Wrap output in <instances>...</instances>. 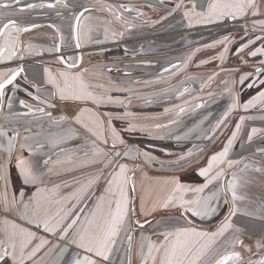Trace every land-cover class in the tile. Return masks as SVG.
<instances>
[{
	"label": "crops",
	"instance_id": "obj_1",
	"mask_svg": "<svg viewBox=\"0 0 264 264\" xmlns=\"http://www.w3.org/2000/svg\"><path fill=\"white\" fill-rule=\"evenodd\" d=\"M4 2L10 3L12 0H4ZM178 2L180 0L102 1L103 4L134 5L139 12L144 13L143 16H138L137 12L123 13L129 19L137 17L133 20L135 26L129 30L133 31L136 37L135 41L134 39L130 41V44L135 43V52L131 53L130 57H127L129 53L126 51L128 48L126 44L128 42L125 40L128 30L107 11L97 10L100 7L101 0H61L59 4H56V0H21L20 6L14 5L13 9H0V16L8 13V18L14 19L21 27H29L32 24L38 25L31 31L22 33L20 37L24 46L29 43L33 45L32 53L25 52L22 60L17 58L10 62L0 63V71L21 65L25 69L15 81L17 82L16 85H10L11 87L5 89V106L3 112H0V126L7 130L12 126L10 121L18 122L17 126L20 130L21 141L25 136H30L45 143L43 149L30 157L33 161L39 162L37 167L44 173L42 183L40 185H27L24 183L19 170L16 168V157L20 155L25 158L29 157L27 151L21 152L17 145V151L8 166L7 193L9 198L15 195L17 200H19V194L23 192L24 200L27 201L36 191V187L51 189L60 185L56 194L57 198L72 197V194L82 184L86 183L90 177L102 172L103 175L92 186L90 195L86 199L80 203H77L75 199H69L64 205L68 208L76 205L77 209L84 208L87 205L84 208V212L76 211L74 213L83 216L93 207L97 198L104 194L107 180L110 179L108 173L112 168H116V165L104 168L102 164L88 162L85 153L87 152L89 156L91 155V142L95 138L85 128L75 122V116L79 111L87 107L100 113L104 120L107 121L108 116L105 115L106 113L122 116L125 111L132 113V110L138 105L139 108H143L142 103L147 100L145 92H152V96H159L161 91H167V89L168 91L177 90L176 86H182L180 90L187 87L191 91L181 101L163 99V101L154 102V99L151 98V105L148 107L153 108L150 117H155L151 121L153 123L152 126L149 125L147 127L142 124L146 123L149 118L145 116L146 113H142L145 109L141 110L139 114L133 115L132 118L130 116V120L128 117L113 119L112 126L124 140V144H118L116 149L111 148L110 140L107 145L99 141L96 142L98 147L105 149L109 153L113 151L123 152L129 146L128 138H130L129 133H131L132 136L143 139L144 143H146L145 140H151L152 144L159 148L161 146H170L166 149H161V151L158 150L160 152L167 150L168 159L174 160L172 163L170 162L163 166L153 161L149 164L144 163L146 160L142 155L136 159H131L129 162H123V159H121L123 155L117 158L118 164H127L130 169H134L129 175L133 177L136 187L134 193L130 191L133 206L137 211L136 219H139L141 223L151 221V224H145L143 229L133 224L135 231L133 233L132 264H139V259L136 255V245L142 234L151 235L153 240H157L159 237L152 235L157 227L163 228L165 225L177 222L184 223L183 220H177L182 210L175 207L167 209L157 207L155 211H151L148 215H140L141 199L144 200L146 209L150 210L157 199L163 196L170 187L167 181L173 177L178 178L185 185L198 186L203 184L205 180L199 176V169L207 165L211 155L222 150L231 133L235 131V126L239 123L242 116L245 118L244 123L229 153L230 159L239 160L240 163L229 170V175L225 179H231V173H236L239 183L237 193L243 197V200L237 202L240 211L232 218V222L241 229L240 239L243 241V245H238L236 251L241 253L242 264H245L248 258H252V260L260 258L262 253L257 251L256 244L258 241L264 242V219L260 218L261 215H264V153L257 151L264 148V109L260 105L249 108L247 111L242 106L238 107L230 113L226 124L216 130L215 135L212 134V129L216 122L221 119L231 102L226 89L230 88L238 95L241 105L258 95L260 91H264V85L260 83L261 80H264V73L257 74L255 72L257 67L264 68V64L260 63L261 60H264V56L252 57L249 55L250 51L264 47V30H261L259 25L255 23L256 21L264 20V15L253 17L249 14L243 18L235 20L225 19L209 24L193 22L189 26L184 12L191 8V0H183L186 7H181L180 9L176 8ZM196 2L198 5L197 10H200L199 5L202 0H196ZM49 3L56 4V7L48 8L46 5ZM28 4H43L45 7L26 9L23 12L18 10L19 7L26 8ZM82 6H88L93 11L90 14L85 13V16L91 15V20H83L82 18L81 46L77 48L73 36V24L75 14L82 10ZM72 18L71 37L68 36L66 30L68 31V21H71ZM104 18L111 21V24L108 25L110 31L107 39H105L103 26L98 31L92 32L91 39L84 36V24H97L99 20ZM4 22H7V20L0 19V26ZM50 25H55V27H50ZM57 28H60L58 29L59 31H57ZM177 30L180 32L176 35L175 31ZM52 31L57 33L56 39L52 37ZM112 32L117 34L113 37ZM120 33L123 34L120 35ZM149 34L153 36L144 37L149 36ZM61 36L64 38L63 43H61ZM225 37L228 38L227 41H225ZM257 37H261V39H257ZM250 40L255 41V43L249 44ZM220 41L224 42L217 43ZM57 45L60 46L59 52L54 51ZM100 45L105 47L103 48ZM207 45L215 46L206 47ZM242 45L248 46L244 48L243 52H239L238 50ZM225 47L228 49L226 53H224ZM116 50L120 51L121 54L117 55ZM193 53L191 60L188 61L187 57ZM221 53H224L223 61L218 58ZM61 58H63V62H61ZM128 59H130V63H128ZM73 61L76 62L77 66L69 70L67 65L73 63ZM186 61L187 67L184 68L183 65ZM202 61L207 62L201 63ZM129 64L135 65L136 68L130 67L128 69ZM174 64L181 67L172 69V72L164 71L165 68H172ZM45 68L53 75H58L61 71L79 73L87 69V72H84V79L92 85L101 84L106 88L113 89H133L132 93L115 90L110 93L113 97L126 101L131 96V103L127 104V107L114 104L97 106L90 101L86 103L72 99L61 100L58 95H51L55 93V89L46 82ZM244 74H248V78L241 84L240 77ZM132 75L136 82L129 84L128 78H131ZM213 75L214 79L208 83V77ZM225 81L228 83L226 84ZM148 84H150V87ZM202 84L205 85L203 88L201 87ZM249 84L254 86L249 87ZM37 88H39V92H37ZM94 90L99 91V89ZM36 95L50 99V102L55 107L50 108L46 104H38L36 100L32 99ZM9 97L12 99L11 109L7 108V99ZM20 100L31 104L33 108L44 107L56 119H59L60 116H65L67 119L61 123L54 124L47 117L41 119V114L39 113H36L35 116L14 115L28 111V109L21 107L19 104ZM185 101L188 102L185 103ZM135 103H137L136 106H133ZM197 104H203L204 106L196 108L195 105ZM177 105L183 106L187 111L177 115L179 111L176 107ZM155 108H160L161 110H154ZM165 108L172 111L165 113ZM187 115L188 119L182 121V118ZM137 120H141V122ZM173 120H176L177 123H171ZM130 124H135L137 127L130 129ZM157 124L167 125L168 127L156 129L155 125ZM253 127L261 131L253 137L251 142H248L247 136ZM25 128L30 130L25 131ZM141 128L145 130L142 131ZM69 130L74 133V138L68 139L59 147L53 148L43 139L49 135H65ZM8 134L12 135L13 133L9 131ZM177 136H180L181 139L177 140ZM206 136H212L214 141L208 143L209 139H206ZM198 138L205 140L204 147L192 144V140ZM181 140L185 143L182 146L176 142ZM131 144H134V142ZM131 146L130 148L133 150L138 148L141 152H147L151 156L160 158V155L150 149ZM201 147L204 149L203 153L200 152V155L194 153L193 156L187 157L184 161H179V164L177 163L181 155H186L189 150L193 152L194 149ZM60 148L67 149L68 153H61L58 157L57 153H59ZM68 154L72 156V163L66 162ZM4 155V153L0 152V158ZM48 156L51 157V161L48 165H44L42 161ZM57 159L61 163H55ZM245 165H248V167L245 168ZM50 168L51 171H49ZM257 168L261 169V171H256ZM116 170L118 171V168ZM190 173L196 175L197 181L188 182L182 180V177ZM13 174L19 180L20 187L17 190L12 184ZM216 187L215 183L210 185L203 195L210 194ZM129 189H131V185H129ZM3 190L4 185L0 182V192H3ZM191 196L192 194L189 193V198ZM244 212L250 213V215H244ZM227 214L228 206L221 203L217 212L210 218L192 217L190 213L187 215L198 229L214 231ZM4 218L16 220L17 223L23 224L30 230L34 227L18 220L15 211L6 212L3 210V206L0 205V220ZM38 230L43 234L42 228ZM40 236L48 239L45 235ZM48 240L50 241V239ZM64 242H61L60 245H63ZM53 244L46 245L41 251L44 249L48 251ZM244 246L252 248V252L245 251ZM117 247L119 250L111 257L113 264H127V256L124 250L126 245L118 244ZM76 251L74 247L70 246L64 260L70 261ZM38 257L34 259L39 261L37 260ZM41 258L42 256L40 260ZM0 264H11V261L5 258L4 261H0ZM29 264H32V262H29Z\"/></svg>",
	"mask_w": 264,
	"mask_h": 264
},
{
	"label": "snow or ice",
	"instance_id": "obj_2",
	"mask_svg": "<svg viewBox=\"0 0 264 264\" xmlns=\"http://www.w3.org/2000/svg\"><path fill=\"white\" fill-rule=\"evenodd\" d=\"M59 3H61V0H56V4ZM56 4L49 3L46 6L48 8H55ZM14 5L20 6L21 0H12L10 3L0 0V9H13ZM65 6L67 7V5ZM37 7H45V5L28 4L26 8L19 7L18 10L23 12L26 9ZM181 7H186L183 0H180L176 4L177 9ZM197 8L196 0H191V8L184 12L189 26L193 22L197 24H209L225 19L235 20L243 18L249 14L253 17L264 15V11H262L264 10V0H202L199 5L200 10H197ZM97 10L107 11L126 30H130L135 26L133 20L137 17L129 19L123 15L124 12H137L138 16L144 15L143 12H139L134 5L130 4L112 5L101 3ZM92 11V8L82 6V10L78 14H75L73 34L77 48L81 46L82 18L83 20H91V15L85 16V13L90 14ZM8 15V13H4L0 16V19L7 20V22H4L0 26V63L10 62L17 58L22 60L25 52L31 54L33 45L29 43L27 46H24L20 37L22 33L38 27L35 24L29 27H21L14 19H9ZM255 23L259 25L261 30H264V20L256 21ZM110 24L111 21L107 18L99 20L97 24H84V36L91 39L92 32L98 31L103 26L105 39H107L110 31L108 25ZM50 27H55V25H50ZM57 31L59 30L57 29ZM111 34L114 37L117 33L112 32ZM122 34L120 33V35ZM63 39V36H61V43H63ZM227 39L225 37V41ZM257 39H261V37H257ZM252 43H255V41L250 40L249 44ZM214 46L207 45L206 47ZM247 46L242 45L238 51L243 52ZM55 50L59 52L60 46L57 45ZM227 51L228 49L225 47L224 53ZM224 53H221L218 57L221 61L224 59ZM192 55L194 53L187 57L188 61L191 60ZM249 55L252 57L258 55L264 56V47L250 51ZM61 62H63V58H61ZM206 62L202 61L201 63ZM260 63L264 64V60H261ZM76 66V62L73 61V63L67 65V68L70 70ZM180 67V65L174 64L172 68H165L164 71L172 72V69ZM183 67H187V61ZM24 71L25 69L22 65L0 71V112H3L5 106V89L9 85H13L17 77ZM44 71L47 77L46 82L55 89V93L51 95H58L61 100L72 99L86 103L90 101L97 106L114 104L127 107V104L131 103V96L126 101L113 97L110 93L113 90L132 93L133 89H113L106 88L101 84L92 85L84 79V72H87V69L79 73L61 71L58 75H53L47 68ZM255 72L257 74L264 73V68L257 67ZM214 75L208 77V83L214 79ZM247 78L248 74L242 75L240 83L243 84ZM25 79L27 78L25 77ZM225 83L227 84L228 82L225 81ZM260 83L264 85V80H261ZM33 86L36 87L35 85ZM204 86L203 84L201 85L202 88ZM248 86L253 87L254 85L249 84ZM94 89H99V91H95ZM190 91L189 88L184 87L182 90L177 91L176 98L180 99ZM226 91L230 96L231 102L221 119L216 122L212 129L213 135H215L217 129L226 124L230 113L238 107L242 106L247 111L249 108L260 105L264 109V91H260L258 95L249 99L243 105L240 104L238 95L232 89L229 88ZM37 92H39V88H37ZM32 99L36 100L40 105L46 104L50 108L55 107L50 102V99L42 98L40 95L33 96ZM187 102L185 101V103ZM19 104L21 107L28 109V111L14 115L35 116L36 113H39L41 114V119L47 117L54 124L61 123L67 119L65 116H60L59 119H56L44 107L33 108L31 104H27L24 100H20ZM203 106V104L195 105L196 108ZM176 107L179 109L177 115L187 111L183 106L177 105ZM7 108H12V99L10 97L7 99ZM164 111L168 113L172 110L165 108ZM105 115L108 116L107 121L104 120L100 113L85 107L75 116V122L85 128L95 138L91 142V155L89 156L87 152L85 153L88 162L102 164L104 168H109V166L115 164L116 168H118V171L116 168H112L108 173L110 179L107 180L104 194L97 198L93 207L83 216L74 213L76 211L84 212V208L87 205L80 209H77L76 205H73L71 208L64 205L69 199H75L77 203L86 199L90 195L92 186L100 179L103 173L100 172L90 177L86 183L82 184L72 194V197L57 198V190L60 187V185H57L51 189L36 187V191L27 201L24 200L23 192H20L19 200H17L15 195L9 198L7 193L8 166L17 151V145L21 152L27 151L29 157L25 158L23 155L16 157V168L19 170L24 183L27 185H40L44 173L37 167L39 162L33 161L30 157L43 149L45 143L30 136H25L21 141L20 130L17 126L18 122L10 121L12 126L7 130L0 126V152L5 154L0 158V182L4 185L3 192H0V205L3 206V210L6 212L15 211L18 220L28 225H33L35 228H42L45 233L56 236L58 240L65 241L63 245H53L49 253H46L49 256L47 261H44L43 258L40 261H36L34 258L50 241L42 236L38 237L35 231L30 230L21 223H17L16 220L4 218L0 220V261L8 258L11 264H29V262H32V264H113L111 257L119 250L117 245L120 244L126 245L124 250L127 256V264H132L133 233L135 231L133 224L143 229L145 224L150 225L151 221L141 223L139 219H136L137 211L133 206V200L130 196V191L134 193L136 187L133 177L129 175L134 169H130L127 164H118L117 158L123 155L130 159H136L142 155L146 161L151 162L155 160V157L150 156L147 152H141L138 148L133 150L126 147L123 152L113 151L109 153L105 149L98 147L97 141L107 145L110 140L112 149H116L118 144H124V140L121 138L119 132L112 126V120L133 116L128 111H125L122 116L111 113H106ZM151 118L155 119V117ZM244 120L245 118L242 116L239 123L235 126V131L231 133L222 150L211 155L207 161V165L199 169V176L205 180L203 184L198 186L185 185L178 178L173 177L167 181L170 187L163 196L157 199L150 210L146 209L144 200L141 199L140 215H148L151 211H155L157 207L165 209L175 207L182 210L177 220H183L184 223L177 222L165 225L163 228L157 227L152 233V235L159 237L157 240H153L151 235L142 234L136 245V255L138 256L139 264H242L241 253L236 251L238 245H243V241L240 239L241 229L233 224L232 218L240 211L237 202L243 200V197L237 193L239 183L236 173H231V179L225 178L229 175V170L240 163L239 160L230 159L229 153L237 140ZM171 123L175 124L177 121L173 120ZM129 127L131 129L137 127V125L130 124ZM155 127L159 129L168 126L157 124ZM24 130L29 131L30 129L25 128ZM141 130L145 129L141 128ZM9 131L13 134L9 135ZM260 131V129L253 127L247 136L248 142H251L253 137ZM72 138H74V133L69 130L65 135H49L43 139L49 146L55 148ZM205 138L212 139V136H206ZM176 139L179 140L181 137L177 136ZM199 151L203 153L204 149H199ZM257 151L264 153V148ZM61 153L67 154L68 150L60 148L57 156L59 157ZM193 155L192 150H189L186 155H181L178 158L177 163L179 164V161H184L187 157ZM50 161L51 157L48 156L43 159L42 163L48 165ZM66 162L72 163V156L70 154L67 155ZM55 163H61V161L57 159ZM244 167L247 168L248 165ZM49 171H51V168ZM256 171H261V169L257 168ZM214 183L217 187L210 194L203 195L205 190ZM129 185H131V189H129ZM189 193L192 194L191 198H189ZM221 203L228 206V214L224 216L214 231L198 229L193 225L192 220L188 218V213L192 217H199L201 219L205 217L210 218L217 212ZM243 214L250 215L247 212ZM260 218L264 219V215H261ZM228 233L231 234L226 235ZM70 246L74 247L77 251L72 255L70 261H65L64 257L69 252ZM244 247L245 251L252 252V248ZM256 249L262 253L260 258L257 260L249 259L246 264H264V242L258 241Z\"/></svg>",
	"mask_w": 264,
	"mask_h": 264
},
{
	"label": "rangeland",
	"instance_id": "obj_3",
	"mask_svg": "<svg viewBox=\"0 0 264 264\" xmlns=\"http://www.w3.org/2000/svg\"><path fill=\"white\" fill-rule=\"evenodd\" d=\"M102 1L103 0H101V3H102ZM133 2L135 1V0H132ZM69 23H68V31L66 30V32H67V34H68V36H71L72 37V34H71V25H72V22H73V18H72V20L71 21H68ZM57 29H60V28H57ZM215 29V28H214ZM125 30V29H124ZM126 31V30H125ZM124 31V32H125ZM53 33H52V37H54V39H56V37H57V33L56 32H54V31H52ZM180 31L179 30H177V31H175V34L177 35L178 33H179ZM167 35V34H166ZM126 41L128 42L127 44H126V46L128 47L127 48V53H129L128 54V56L127 57H130L131 56V53H134L135 52V43H131L130 44V41L132 40V39H134V41H135V39H136V37H135V34L133 33V31H127V34H126ZM153 35L152 34H149V36H144V37H152ZM98 46V45H97ZM101 47H105L104 45H100ZM54 51H56V50H54ZM130 61V59H128V63H130L129 62ZM130 67L131 68H136V66L135 65H130L129 64V66H128V69H130ZM162 78V77H161ZM166 80V79H165ZM134 81L136 82V80H135V78L133 77V75H132V77L131 78H128V83L129 84H134ZM160 81H163V80H160ZM15 84H13V85H16V83L17 82H14ZM151 84V83H150ZM150 84H148V86L150 87ZM12 86V85H11ZM11 86H9V87H11ZM177 88V90H172V91H168V89H167V91H161V93L159 92V96H157V95H154V96H152V92H145V98H147V100L146 101H144L142 104H143V108H139V105L138 106H136V104L137 103H135L133 106H136L135 107V109H133L132 111V114L133 115H137V114H139V112H141V110H144L142 113H146L145 114V116H147V117H149L147 120H146V123H142L144 126H152V118L150 117V115H151V112H153V111H151V110H153V108H150V107H148V106H150L151 105V98L152 99H154V102L155 101H163V99L164 100H183V99H185L188 95H189V93H186L185 94V96L184 97H181L180 99H177L176 97H177V91L178 90H180L181 89V87L180 86H176ZM166 88V87H165ZM8 89V88H7ZM134 98H137V97H134ZM138 99V98H137ZM193 99V98H192ZM140 100V99H139ZM213 103V102H212ZM160 108H158V109H154V110H159ZM161 110V109H160ZM129 118V120H130V117H128ZM131 118H132V116H131ZM188 119V115L186 116V117H183L182 118V121H185V120H187ZM138 122H141V120H137ZM130 136H132V134L131 133H129V137ZM131 140V138H128V142H129V146H128V148H130V146L131 145H133V146H139V147H145L146 149H154V150H158V149H156V148H159V147H156L155 146V144H152V141L151 140H145V142L146 143H138V142H134V144H131V143H133V141H130ZM214 140L213 139H209L208 140V143H212ZM168 142V141H167ZM177 143H178V145H180V146H182V145H184L185 143H183V140H181V141H176ZM205 143V140L203 141V139H201V138H198V139H194V140H192V144L194 145V146H197V145H199V146H202V147H204V144ZM132 147V146H131ZM168 147H170V146H168ZM202 147L201 148H197V149H194L193 150V153H196V155L197 154H201L200 153V151H199V149H202ZM180 148H182V147H180ZM161 151V150H160ZM167 154H168V152H167V150H163L162 152H161V156H160V158L158 159V157H155V156H153V157H155V160H152L153 162H158L159 163V165L160 166H162V165H167L168 163H172L174 160L172 159H168V157H167ZM183 155H185V154H183ZM151 156V155H150ZM121 159H123V162H129V161H131V159L130 158H127V157H125V156H123ZM188 162V161H187ZM187 162H184V163H187ZM144 163H146V164H149L150 162H148V161H144ZM183 163V164H184ZM182 164V165H183ZM113 165H115V164H113ZM177 166H180V165H177ZM168 168V167H167ZM28 228V227H27ZM31 230L32 231H35L36 233H37V236L38 237H41L40 235H45V237H47L48 239H50V243L49 244H53V245H55V244H60L61 242H64V241H61V240H58L57 239V237L56 236H53V235H51V234H49V233H45V232H43V234L41 233V231L40 230H38V229H36V228H31ZM40 235H39V234ZM65 243V242H64ZM52 247L53 246H50L49 247V249H48V251L46 250V249H44V250H46V251H40L38 254H37V256L36 257H38V256H42V258H43V260L45 261H47L48 259H49V256H47L45 253L47 252V253H49V251H50V249H52ZM43 254V255H42ZM40 256V257H41ZM35 257V258H36ZM40 257H38L37 258V260H39L40 261ZM41 258V259H42ZM249 259H252V258H248L247 259V261L249 260ZM246 261V262H247ZM246 264V263H245Z\"/></svg>",
	"mask_w": 264,
	"mask_h": 264
},
{
	"label": "trees",
	"instance_id": "obj_4",
	"mask_svg": "<svg viewBox=\"0 0 264 264\" xmlns=\"http://www.w3.org/2000/svg\"><path fill=\"white\" fill-rule=\"evenodd\" d=\"M116 52H117V55L121 54L120 51H117V50H116ZM130 138H131V140H132L133 142H138V143H142V142H144V141H142L143 139H140V138H137V137H134V136H130ZM167 147H168V146H161V148H156V149L161 150V149H163V148L166 149ZM150 150H151L152 152H155V153H157L158 155L161 156V152H160V151H158V150H154V149H150ZM182 180H184V181H188V182H194V181H197V177H196L195 174L190 173V174H188L187 176L182 177ZM12 184H13V187H14L16 190H17V188L20 187L18 177H17L15 174L12 175Z\"/></svg>",
	"mask_w": 264,
	"mask_h": 264
},
{
	"label": "flooded vegetation",
	"instance_id": "obj_5",
	"mask_svg": "<svg viewBox=\"0 0 264 264\" xmlns=\"http://www.w3.org/2000/svg\"><path fill=\"white\" fill-rule=\"evenodd\" d=\"M73 36H74V34H73ZM74 40H75V38H74ZM7 89V88H6Z\"/></svg>",
	"mask_w": 264,
	"mask_h": 264
},
{
	"label": "water",
	"instance_id": "obj_6",
	"mask_svg": "<svg viewBox=\"0 0 264 264\" xmlns=\"http://www.w3.org/2000/svg\"><path fill=\"white\" fill-rule=\"evenodd\" d=\"M18 77H19V76H18ZM18 77H17V78H18ZM9 86H10V85H9ZM9 86H8V87H9ZM8 87H7V88H8Z\"/></svg>",
	"mask_w": 264,
	"mask_h": 264
}]
</instances>
